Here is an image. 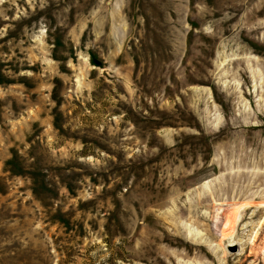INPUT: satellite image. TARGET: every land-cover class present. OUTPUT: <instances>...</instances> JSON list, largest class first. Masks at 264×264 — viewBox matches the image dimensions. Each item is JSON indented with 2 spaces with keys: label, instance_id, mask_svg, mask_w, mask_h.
Returning <instances> with one entry per match:
<instances>
[{
  "label": "rangeland",
  "instance_id": "obj_1",
  "mask_svg": "<svg viewBox=\"0 0 264 264\" xmlns=\"http://www.w3.org/2000/svg\"><path fill=\"white\" fill-rule=\"evenodd\" d=\"M0 264H264V0H0Z\"/></svg>",
  "mask_w": 264,
  "mask_h": 264
},
{
  "label": "bare ground",
  "instance_id": "obj_2",
  "mask_svg": "<svg viewBox=\"0 0 264 264\" xmlns=\"http://www.w3.org/2000/svg\"><path fill=\"white\" fill-rule=\"evenodd\" d=\"M198 240V239H197Z\"/></svg>",
  "mask_w": 264,
  "mask_h": 264
}]
</instances>
